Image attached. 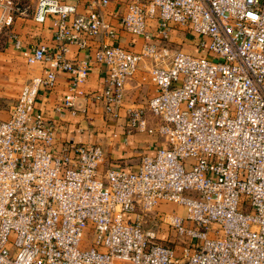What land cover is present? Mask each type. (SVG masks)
<instances>
[{
    "label": "built area",
    "instance_id": "1",
    "mask_svg": "<svg viewBox=\"0 0 264 264\" xmlns=\"http://www.w3.org/2000/svg\"><path fill=\"white\" fill-rule=\"evenodd\" d=\"M23 1L0 0V46L7 37L22 49L13 26L28 14ZM110 2L37 0L33 19L53 18L57 47L24 52L44 67L0 119V264H264V0H121L118 27L102 13ZM121 29L144 38L140 52L101 42L94 58H66L70 45L87 50ZM174 29L198 34L207 54L173 49ZM92 59L106 84L93 97L110 114L143 62L156 88L127 112L130 130L164 141L137 169L106 166L100 144L56 150L54 124L36 108L66 71L58 109L74 113ZM163 202L184 213L158 210ZM162 224L180 238L178 254L160 240Z\"/></svg>",
    "mask_w": 264,
    "mask_h": 264
},
{
    "label": "crops",
    "instance_id": "2",
    "mask_svg": "<svg viewBox=\"0 0 264 264\" xmlns=\"http://www.w3.org/2000/svg\"><path fill=\"white\" fill-rule=\"evenodd\" d=\"M62 1L74 2L76 0ZM124 7L121 0H111L102 13L108 21L118 27L120 21L114 15L123 11ZM83 10L84 3H81L80 11ZM52 21L53 18L49 16L44 24H37L33 19V12L31 15L17 17L13 31L21 37L22 49L14 47L5 37L4 48L0 52V119L9 118L24 84L40 74L44 67V64L40 62L29 64L24 52L39 43L48 45L52 52H56L57 45L53 40ZM148 29L156 35L157 22L149 21ZM200 39L198 34L190 30L174 29L171 35V41L179 43L178 47L181 51L203 56L207 54V51L200 47ZM101 42L121 45L129 50L140 52L145 40L121 29L114 39L103 33L91 40L87 50H82L78 45L72 44L65 56L70 60L94 58ZM92 60L88 78L79 85L83 95L77 97L74 113L70 109H58L64 104L72 80L71 75L66 71L58 72L53 86L41 88L36 108L41 110L54 124L56 150L59 151L67 144H100L106 151V166L128 170L137 169L141 157L145 154L153 155L157 147L164 145V141L146 132L130 130L127 112L130 108L145 106L147 101L156 94V88L150 83L143 62L136 74L125 80L124 101L123 105L116 109L117 116L110 114L106 111L105 103L93 97L96 93H101L106 84L103 75L104 68L94 59Z\"/></svg>",
    "mask_w": 264,
    "mask_h": 264
},
{
    "label": "rangeland",
    "instance_id": "3",
    "mask_svg": "<svg viewBox=\"0 0 264 264\" xmlns=\"http://www.w3.org/2000/svg\"><path fill=\"white\" fill-rule=\"evenodd\" d=\"M23 3L25 4V7H27L28 10V14L31 15V13L34 11L33 9L35 8L36 4H37V0H24ZM180 30V29H178ZM170 45L173 49L175 50H180L179 43L175 42V41H170ZM4 48V42L1 44L0 46V52L2 51V49ZM150 122L154 123L156 122V119L150 114ZM154 137L158 138L159 140H163L161 137L157 136V135H153ZM158 210L160 211H166V212H178L179 214H183V208L177 206L174 203L171 202H163L160 203L159 206L157 207ZM158 234L160 236V240L164 243L170 244L172 246H175V253L178 254L179 250H180V245H179V237H175L173 236V232L168 229L167 225H161V228L158 229ZM172 241H176V242H172Z\"/></svg>",
    "mask_w": 264,
    "mask_h": 264
}]
</instances>
